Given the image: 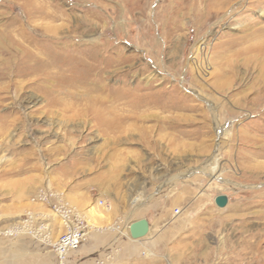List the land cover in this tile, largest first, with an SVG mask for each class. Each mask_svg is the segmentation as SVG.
Segmentation results:
<instances>
[{"label":"rangeland","instance_id":"374dc122","mask_svg":"<svg viewBox=\"0 0 264 264\" xmlns=\"http://www.w3.org/2000/svg\"><path fill=\"white\" fill-rule=\"evenodd\" d=\"M245 1L200 31L173 0H0V222L35 207L47 216L36 223L60 234L50 208L61 200L109 227L120 213L128 226L150 221L134 243L151 247L117 264H264V61L245 53L264 32L226 45L264 29V1ZM89 42L114 61L110 89L155 103L120 99L107 103L117 115L95 116L74 100L64 111L23 74V52L78 54Z\"/></svg>","mask_w":264,"mask_h":264},{"label":"bare ground","instance_id":"6f19581e","mask_svg":"<svg viewBox=\"0 0 264 264\" xmlns=\"http://www.w3.org/2000/svg\"><path fill=\"white\" fill-rule=\"evenodd\" d=\"M180 9L192 13L194 16V22H200V31L205 28V25L216 19L221 15V12L226 9L233 0H173ZM242 1V0H241ZM264 0H253L248 1L252 2L250 5H254ZM27 2V1H26ZM25 2V4H26ZM245 1V3H248ZM30 4V3H29ZM24 5V4H22ZM33 6V5H32ZM203 7V10H199L200 7ZM26 7V6H25ZM31 7V6H30ZM247 8V7H244ZM22 9V8H21ZM28 9V8H26ZM36 9V8H35ZM39 10V8H37ZM43 9V8H42ZM41 9V10H42ZM201 9V8H200ZM171 11V10H170ZM32 12V11H31ZM40 12V11H39ZM34 13V12H33ZM31 14V13H30ZM33 15V14H32ZM40 15V14H39ZM28 16V14H27ZM26 16V17H27ZM30 17V15H29ZM39 17V16H38ZM17 18V17H16ZM45 18V16H44ZM30 19V18H28ZM27 19V20H28ZM32 19V18H31ZM35 19V18H34ZM85 19V18H84ZM197 19V21H196ZM26 20V21H27ZM10 22V21H9ZM14 22V21H13ZM45 22V21H44ZM192 22V23H194ZM11 24V23H10ZM9 24V25H10ZM13 25V24H12ZM10 27V26H9ZM7 29V28H6ZM21 29V28H20ZM52 29V28H51ZM54 29V28H53ZM10 30V29H9ZM3 32V31H2ZM48 32V31H47ZM264 32V29L255 30L249 35H245L241 38L235 40H227L226 45L237 44L236 42L243 43L246 41L254 40L255 33ZM9 33V31H8ZM36 33V32H35ZM57 33V32H56ZM71 33V32H69ZM7 34V33H5ZM28 34V33H27ZM9 34H7L8 36ZM23 35V34H22ZM55 35V34H54ZM45 36V35H44ZM43 36V37H44ZM35 37V36H34ZM68 37V36H67ZM71 37V36H69ZM55 38V37H54ZM50 39V38H49ZM102 39V38H101ZM47 41H49L47 39ZM58 41V40H57ZM7 48H10V41ZM17 43V42H16ZM36 43V42H35ZM49 43V42H48ZM61 43V42H60ZM4 44V43H3ZM68 44V43H67ZM5 45V44H4ZM21 45V44H20ZM45 45V44H44ZM48 45V44H47ZM72 45V43H71ZM86 50L82 52L79 51L78 54H73L68 52L65 53H55L52 51H45L44 56L49 55L45 60L41 55L31 54L29 52H23L24 58L26 61V68L23 71L24 75H30L34 80L42 82L44 85L48 84V88L45 90V94L48 98V103L50 105L56 106V104L62 105L65 110L71 111V101L80 100L85 103L87 109L85 110L89 114L103 116L106 114L113 115L115 113V108L107 106L109 102H116L120 99H129L132 101L134 108L140 107L141 99L147 101V103H155L152 93L139 94L140 90L132 89L126 90L123 88L119 89H110L106 85L105 79L103 77L104 73L108 68L113 65V60L110 62L107 59V55L102 52V49H95L93 46L91 48L90 42L84 44ZM88 45V46H87ZM18 46V45H17ZM59 46V45H58ZM64 46V45H62ZM67 46V45H66ZM90 46V48H89ZM84 47V48H85ZM215 47V46H214ZM220 47L219 45L215 48ZM227 47V46H226ZM19 48V47H18ZM22 48V47H21ZM25 48V47H24ZM72 48V47H71ZM225 48V47H224ZM51 49V48H50ZM4 50V49H3ZM25 50V49H24ZM75 50V49H74ZM81 50V49H80ZM21 51V50H20ZM73 51V50H72ZM11 52V51H9ZM81 52V53H80ZM12 53V52H11ZM36 53V52H35ZM245 53H254L256 57H259L264 61V42L261 45L249 46L246 48ZM108 54V53H107ZM1 55V53H0ZM3 55V54H2ZM6 56V55H5ZM254 57V56H253ZM19 58V57H18ZM247 59V57H246ZM17 60V59H16ZM257 60V58H256ZM24 61V62H25ZM9 65V60L7 61ZM16 63V62H15ZM3 64V62L1 63ZM22 65V64H21ZM24 67V66H23ZM21 68V67H20ZM228 68V67H227ZM17 69V68H16ZM225 69V68H224ZM7 70V69H6ZM220 71V70H219ZM221 72V71H220ZM226 72V70H225ZM17 73V72H16ZM15 73V74H16ZM224 73V72H223ZM22 74V73H20ZM221 74V73H220ZM15 76V75H13ZM25 77V76H24ZM152 78V77H151ZM150 79V78H149ZM28 80V79H27ZM31 80V79H30ZM29 80V81H30ZM47 82V83H46ZM27 83V82H26ZM150 80H146V86L150 85ZM21 84V83H20ZM24 84V83H23ZM122 84H124L122 82ZM121 84V85H122ZM26 85V84H24ZM21 86V85H20ZM10 87V85H9ZM46 87V86H45ZM76 87V90L80 89L79 92H72L68 88ZM124 87V86H123ZM12 88V87H11ZM41 88V87H40ZM148 89V87H147ZM5 90V89H4ZM14 90V89H13ZM12 90V91H13ZM144 90V89H143ZM7 91V90H6ZM21 92V91H20ZM18 94V93H17ZM11 95V94H10ZM17 96V95H16ZM140 96V97H139ZM142 96V97H141ZM146 96V98H143ZM8 97V96H7ZM9 98V97H8ZM13 98V97H12ZM18 98V97H17ZM7 100V99H6ZM79 101V102H80ZM125 101V100H124ZM32 102V101H31ZM128 102V100H127ZM130 102V101H129ZM128 102V103H129ZM145 103V102H143ZM112 104V103H111ZM121 104V103H120ZM127 104V103H126ZM142 104V103H141ZM146 104V103H145ZM74 105V104H72ZM58 106V105H57ZM84 106V105H83ZM116 106V105H115ZM119 106V104H118ZM130 106V105H129ZM148 106V105H147ZM13 107V106H12ZM49 107V106H48ZM60 107V106H59ZM74 107V106H73ZM121 107V106H120ZM119 107V108H120ZM124 107V106H123ZM127 107V106H126ZM143 107V106H142ZM52 108V107H50ZM122 108V107H121ZM58 109V108H57ZM62 109V108H61ZM63 110V109H62ZM84 110V109H83ZM117 110V109H116ZM135 110V109H134ZM79 111V110H78ZM84 111V112H85ZM129 112V111H128ZM127 112V113H128ZM9 113V112H8ZM51 113V112H50ZM56 113V112H55ZM74 113V111H73ZM113 113V114H112ZM125 113V112H124ZM130 114V113H129ZM21 115V114H20ZM54 115V114H53ZM92 115V116H93ZM117 115V114H114ZM121 115V114H119ZM138 115V114H137ZM2 116V115H1ZM0 116V117H1ZM25 116V115H23ZM60 116V115H59ZM70 116V115H69ZM84 116V115H83ZM20 117V116H19ZM76 116H74L75 118ZM79 117V116H78ZM91 117V116H90ZM127 117V116H126ZM7 118V117H6ZM12 118V117H11ZM10 118V119H11ZM100 118V117H99ZM113 118V117H112ZM150 118V117H149ZM5 119V118H4ZM23 119V118H20ZM97 119V118H96ZM105 119V118H104ZM116 119V117H115ZM124 119V118H123ZM127 119V118H126ZM129 119V118H128ZM139 119V118H138ZM145 119V118H144ZM70 120V119H69ZM108 120V119H107ZM106 120V121H107ZM118 120V119H117ZM14 122V121H13ZM101 122V120H100ZM99 122V123H100ZM105 122V121H104ZM103 122V123H104ZM116 122V121H115ZM126 122V121H124ZM1 123V122H0ZM15 123V122H14ZM95 123V122H94ZM97 123V124H99ZM102 123V124H103ZM106 123V122H105ZM108 123V122H107ZM106 123V124H107ZM120 123V122H119ZM3 125V124H2ZM22 125V124H21ZM101 125V124H100ZM116 125V124H115ZM102 126V125H101ZM100 126V127H101ZM104 126V125H103ZM119 126H121L119 124ZM4 127V126H3ZM2 127V128H3ZM98 127V126H97ZM7 129V127L5 126ZM9 128V127H8ZM11 128V126H10ZM108 128V127H107ZM110 128V127H109ZM115 129V128H114ZM119 129V128H118ZM105 130V129H104ZM4 131V130H3ZM7 131V130H6ZM107 131V130H106ZM113 131V129H112ZM128 228L126 232H128Z\"/></svg>","mask_w":264,"mask_h":264},{"label":"crops","instance_id":"0c3cea01","mask_svg":"<svg viewBox=\"0 0 264 264\" xmlns=\"http://www.w3.org/2000/svg\"><path fill=\"white\" fill-rule=\"evenodd\" d=\"M76 203L83 205L87 202L84 199V201ZM40 211L35 207H31V209L28 207L21 213V220L0 222V264H56L55 256L50 246L59 235V226L54 223H49V225L43 223L45 227L44 233L47 232V241L31 237L24 230L25 224L23 221L28 213L33 215L37 221L39 218L42 220L45 218L46 214L41 213L39 215ZM94 211L99 215L104 214L105 210L98 207ZM82 215L87 222V239L77 251L68 255L67 264H96L98 261H104L105 253L109 251L113 256V261L106 264H117L127 258L129 251L133 247L136 250H148L152 245L150 241L135 244L134 242L137 240H132L128 232L119 233L115 225L119 224L120 228H122L121 222L125 220L124 214H118L112 228H108L109 225H105V220L100 219L91 210L85 211ZM14 217V214L8 212V219H13ZM147 222L150 230V221L147 220ZM5 231L11 232L12 235L5 234Z\"/></svg>","mask_w":264,"mask_h":264},{"label":"built area","instance_id":"2783aa9c","mask_svg":"<svg viewBox=\"0 0 264 264\" xmlns=\"http://www.w3.org/2000/svg\"><path fill=\"white\" fill-rule=\"evenodd\" d=\"M45 200L46 198H42ZM53 205L50 210L53 215L59 219L63 231L57 236L54 242L51 243V250L54 253L56 264H67L68 255L71 252H75L87 239V222L84 216L76 211L74 208L70 207L66 203ZM178 211L175 210V213ZM36 220L33 215L30 213L24 219L25 231L34 238H39L47 241V235L44 233V226L36 223ZM123 225L120 228L119 224L115 225V228L119 230V233L126 232L127 225L121 222ZM108 226V228H112ZM7 235H12L11 232L5 231ZM145 255V253H144ZM113 261V256L111 252L105 253L104 261H98L96 264H106Z\"/></svg>","mask_w":264,"mask_h":264},{"label":"water","instance_id":"95a60500","mask_svg":"<svg viewBox=\"0 0 264 264\" xmlns=\"http://www.w3.org/2000/svg\"><path fill=\"white\" fill-rule=\"evenodd\" d=\"M228 203V199L224 195L216 196L214 204L218 208H224ZM149 232V224L146 219L137 220L129 225L128 235L132 240H140Z\"/></svg>","mask_w":264,"mask_h":264}]
</instances>
